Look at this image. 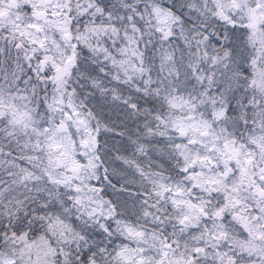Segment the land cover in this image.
I'll list each match as a JSON object with an SVG mask.
<instances>
[{"label":"snow or ice","instance_id":"6c2138e0","mask_svg":"<svg viewBox=\"0 0 264 264\" xmlns=\"http://www.w3.org/2000/svg\"><path fill=\"white\" fill-rule=\"evenodd\" d=\"M0 264H264V0H0Z\"/></svg>","mask_w":264,"mask_h":264}]
</instances>
